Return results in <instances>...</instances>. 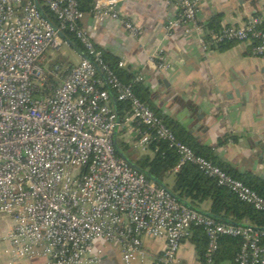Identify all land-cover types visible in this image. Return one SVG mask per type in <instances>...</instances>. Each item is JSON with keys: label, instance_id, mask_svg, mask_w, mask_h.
<instances>
[{"label": "built area", "instance_id": "obj_1", "mask_svg": "<svg viewBox=\"0 0 264 264\" xmlns=\"http://www.w3.org/2000/svg\"><path fill=\"white\" fill-rule=\"evenodd\" d=\"M40 1L41 6L34 0H0V220L11 222L4 239L13 259L99 264L97 244L105 242L118 248L123 264H133L144 259L143 240L148 238L164 240L156 264H173L181 241L194 226L201 227L207 239V262L218 250L219 238L232 237L242 242L234 264H264V229L217 223L176 202L117 157L116 131L134 133L140 151L154 140L163 141L178 155L175 170L192 164L239 201L264 213L261 197L178 141L131 86L110 71L80 26L81 0ZM125 1L93 0L90 14L96 23L119 21L137 36V25L118 9ZM162 1L176 3L175 17L166 26L168 35L181 27L187 34H198L205 51L229 42L249 43L252 56H264V16L249 17L238 27L216 33L199 19L200 0ZM39 7L54 16L57 30L42 18ZM57 31L72 35L85 57L73 66L47 69L46 53L60 47ZM147 63L166 68L157 54ZM94 66L105 76L115 101L129 104L123 121ZM118 67L124 68L123 62ZM59 74L63 77L52 88L47 78ZM143 80L136 76L134 82Z\"/></svg>", "mask_w": 264, "mask_h": 264}, {"label": "crops", "instance_id": "obj_2", "mask_svg": "<svg viewBox=\"0 0 264 264\" xmlns=\"http://www.w3.org/2000/svg\"><path fill=\"white\" fill-rule=\"evenodd\" d=\"M118 9L122 17L137 25L139 34L131 35L119 21L96 23L87 13L80 26L95 47L106 57L123 62L120 69L143 77L153 108L196 143L212 150L222 163L241 174L264 176V56H252L249 43L205 51L198 43L199 35L187 34L181 27L168 35L166 26L175 17V1L126 0ZM254 16H264V0H200L199 19L203 24L215 19L221 28L238 27ZM61 45L70 60L65 65L78 64L82 56L60 38ZM153 54L163 59L165 69L149 66L147 60ZM53 79L60 82L61 75ZM102 84L106 87L103 80ZM134 135L122 129L117 139L132 152L148 154L147 149L135 148ZM176 171L165 178L163 186L168 191ZM195 208L210 214L209 201ZM10 226L9 220H0V264H46L42 257L13 259L4 239ZM163 247V239L145 238V257L133 264H156ZM97 248L99 264H123L116 246L100 242ZM173 264L233 263L204 262L191 238H186Z\"/></svg>", "mask_w": 264, "mask_h": 264}, {"label": "trees", "instance_id": "obj_3", "mask_svg": "<svg viewBox=\"0 0 264 264\" xmlns=\"http://www.w3.org/2000/svg\"><path fill=\"white\" fill-rule=\"evenodd\" d=\"M36 2L38 6H41L40 0H36ZM92 3L93 0L80 1L79 8L83 12V14L90 13ZM42 9L48 19L56 26L57 20L54 18V16L45 8ZM216 21L215 19L208 21L205 24L206 28L216 33L221 31L222 28L219 27L218 22ZM63 34L69 40V42L73 44L74 50L76 52H81L85 55V51L82 48L81 44L74 37H72V35L67 32ZM233 44L236 43L229 42L222 44L219 47H226ZM100 52L102 54L103 61L108 65L110 71H112L117 79L123 85L131 86L133 94L142 103L147 105L149 109L157 117H159V119H161L163 124L172 132V134L178 141L189 147L195 155L203 157L204 159L210 161L227 175L235 180L240 181L243 185L247 186L250 190L255 192L264 200V181L249 173L241 174L229 168L228 165L222 163L217 157H215L212 150L196 143L188 134L181 131L178 127L174 126L167 118L160 115L159 112L153 108L150 101L149 91L146 89L143 82H134L136 74H133L126 69H120L118 67L117 60L108 58L102 51ZM61 64L62 63L60 62L52 63L50 68L55 65L60 66ZM62 65H65V63ZM60 75L61 77H63V74ZM97 76L101 81L103 80L99 73H97ZM47 81L52 85V88L58 86L59 83V81L56 82V79H53L51 77H48ZM103 88L108 91L106 87L103 86ZM111 101L112 100L110 97V103ZM111 106L117 113L120 121H123L124 117L130 112V106L127 103H120L115 101L113 105L111 103ZM139 129L143 131L144 127L139 126ZM116 142L117 148H115V153L117 157H119L118 153L125 154L128 159L133 162L139 169L149 174L150 177L143 175L146 180L153 182L159 187L160 184L163 185L165 178L172 174L173 170L178 166L179 159L176 151L170 148L167 143L163 141L154 140L150 142L147 147L148 154H141L135 151L132 152V150L130 151V148L126 144L120 142L118 139L116 140ZM169 193L172 197H175L176 202L191 207L195 210V206H198L205 201H209L210 214L208 217L217 223L234 226L248 225L254 229H264V213L256 211L250 205L239 201L237 197L230 193L226 188L219 186L214 179L203 175L202 172L192 164L184 163L179 166L178 170L173 174V185ZM187 238H191L192 242L195 244L199 252L201 259L204 262H207V259L205 257L207 239L205 237L203 229L201 227L192 226L189 230V236ZM241 244L242 242L238 238H219L218 250L212 256L210 263L216 261H228L234 264V258L239 252Z\"/></svg>", "mask_w": 264, "mask_h": 264}, {"label": "water", "instance_id": "obj_4", "mask_svg": "<svg viewBox=\"0 0 264 264\" xmlns=\"http://www.w3.org/2000/svg\"><path fill=\"white\" fill-rule=\"evenodd\" d=\"M36 4H37V2H36ZM39 10H40V12H41V16H42V18H43L45 21H47V22H48V23H49V24H50L55 30H57L56 26H55V25H54V24L48 19V17L45 15V13L43 12V9H42L41 7H39ZM57 33H58V36H59L62 40H65V43H67L71 48L74 49L73 44H72L71 42H69V40L65 37V35H64L63 33L59 32V31H57ZM79 54L82 56V58L85 57L84 53L79 52ZM94 67H95L97 73H99V75H100L101 78L103 79V82H104V84L106 85V88L108 89V93H109V95H110V97H111V100H112V102H113V104H114V103H115V98H114L113 94L111 93V91H110V89H109V87H108V85H107V83H106L105 76L99 71V69H98L96 66H94ZM118 122H119V119H118ZM117 136H118V131H116L115 134H114V148H117V142H116V140H117ZM118 154H119V158L122 159V160H123L128 166H130L132 169H134L135 171H137L138 173H140V174H142V175H146V176L150 177L149 174H148L147 172L142 171V170L139 169V168H138L133 162H131L125 154H123V153H118ZM259 178L263 180V179H264V176L261 175ZM151 179H152V178H151ZM160 187L169 193V191L165 188V186H163L162 184H160ZM169 194H170V193H169ZM170 195H171V194H170ZM173 198L175 199V197H173ZM176 200H177V199H176ZM185 206H186V205H185ZM186 207L189 208V209H191V210H195V209H193V208H191V207H188V206H186ZM195 211H197V210H195ZM206 216H209V214H206Z\"/></svg>", "mask_w": 264, "mask_h": 264}, {"label": "rangeland", "instance_id": "obj_5", "mask_svg": "<svg viewBox=\"0 0 264 264\" xmlns=\"http://www.w3.org/2000/svg\"><path fill=\"white\" fill-rule=\"evenodd\" d=\"M65 46L61 45L59 52L50 50L46 53V59H45V68L49 69L51 67L52 63L60 62V63H68L70 60L66 58L65 54ZM62 65V64H61ZM56 66V65H55ZM59 80H56L58 82Z\"/></svg>", "mask_w": 264, "mask_h": 264}]
</instances>
